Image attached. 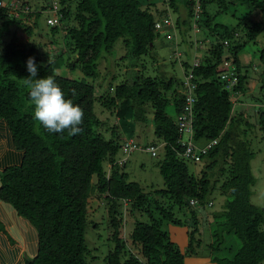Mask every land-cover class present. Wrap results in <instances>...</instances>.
I'll use <instances>...</instances> for the list:
<instances>
[{"label": "trees", "instance_id": "obj_1", "mask_svg": "<svg viewBox=\"0 0 264 264\" xmlns=\"http://www.w3.org/2000/svg\"><path fill=\"white\" fill-rule=\"evenodd\" d=\"M27 1H21L23 13L17 8L12 11L11 4L3 6L0 0V140L1 137L7 139L0 144L7 151L2 158L6 166L0 173V200L37 232L36 253L24 264H90L86 259L85 241L88 213L97 210L100 204L109 209L110 240L115 243V248L105 258L106 264H185L186 257L195 255L197 248L202 246L196 233L201 231L199 224L204 221L196 207L190 205V200H197L198 206L204 207L220 183L221 175L225 176L219 187L221 194L231 198L224 211L212 215L214 224L218 225L213 232L215 243L223 242L226 235L234 233L243 246L234 254L230 248L225 249L227 254H232L230 258L213 257L212 260L217 264H262L264 208L251 202L256 183L251 167L255 153L246 133L252 124L246 112L234 113V95L220 80L223 63L231 61L239 76L235 95L251 90L248 87L250 78L241 70L239 53L256 42L262 28L248 20L249 13L237 17L235 27L216 22V19L243 3L259 10L264 17V0L167 1L174 12H180L183 7L190 20H178L176 33L183 36L187 32L184 28L192 29L191 21L197 12V25L214 37L213 41L205 40L204 57L193 69L191 80L197 97L194 138L218 140L202 155L201 159L208 162L209 172H202L200 176L190 172L187 163L190 160L182 157L184 150L178 143L177 119L166 111L172 103L176 115L181 112L185 100L184 81L178 82L166 75L140 74L145 67L140 61L142 57L157 60L154 50L160 31L156 28L157 15L152 12L154 5H144L142 0H76L72 11V0H59L61 19L57 26H50V30L53 34L60 28L66 31L64 46L67 50L54 47L52 53L51 41V47L39 54V44L33 37L47 6L31 5ZM122 38L127 50L123 59L130 60L124 73L130 72V75L121 84L105 90L102 84L95 82L101 74L100 61ZM30 57L36 61V78L51 76L65 98L83 110L80 134L70 136L67 131L49 134L33 120L34 107L24 84V79L30 76L27 71ZM260 58L264 65V50ZM180 63L184 73L191 68L187 62L180 60ZM63 67L71 71L79 68L84 79L60 76L57 70ZM96 103L113 111L120 126L130 119L131 122H145L146 108H152L151 120L157 141L150 145L159 148L160 143L163 147L164 158L158 166L165 182V189L153 194L163 200L151 199V194H145L140 184L129 181L128 175L121 170L116 156L127 139L123 132L117 131V124L111 127L108 120L97 117ZM257 115L264 140V110H259ZM13 151L17 159L12 156ZM106 161L110 164L108 170L104 168ZM217 168L219 172L216 173ZM93 177H96L95 183ZM124 206L131 216L137 211L148 216L147 222L134 224L129 239L131 245L123 236L125 217L119 208ZM175 208L179 212L187 209L194 221L185 250L162 230L163 221L182 223L175 217ZM155 212L162 217H155ZM222 218L224 222L219 221Z\"/></svg>", "mask_w": 264, "mask_h": 264}, {"label": "rangeland", "instance_id": "obj_2", "mask_svg": "<svg viewBox=\"0 0 264 264\" xmlns=\"http://www.w3.org/2000/svg\"><path fill=\"white\" fill-rule=\"evenodd\" d=\"M2 1L8 2L9 0ZM167 1L168 0H142L144 5H154L152 6V12L157 15L156 17L161 24L159 30L160 36L155 41L154 51L157 54V60L156 58L154 60L149 56L142 57L140 61L145 67L141 69L140 74L142 76L152 77L166 75L167 78H174L175 81L183 82L182 80H184L185 76L180 60L181 62H187L190 65H192L194 61V56H197V58L201 60L204 57L203 48L205 40L208 38L213 41L214 37L209 34L208 30L199 27L192 21V29H183L184 32L187 31L185 33L186 35L184 34L182 36L179 32L175 34L173 27L165 26L163 24L164 18L172 19L174 24H176L178 20L187 21L189 19H187V11L183 7H181L180 12H174L173 9H171L168 5ZM27 2L31 5L38 4L39 6L49 7V2L46 0H28ZM17 5V9H19L20 12H24L23 3L20 1V4L18 2ZM75 5L76 0H72V11L75 10ZM248 13V20L259 24V27L262 28V32L257 37L255 43L248 44L244 50L239 53V58L241 60V70L243 74L246 72L251 80H255L257 82V86L251 90H248L247 93L241 94L238 98L241 102L247 103L245 106L246 111L244 112L247 113L248 120L252 124L246 132L248 134L247 139L251 141L252 149L255 153V157L251 161V167L256 183L252 188L253 195L251 197V202L255 206L264 208V140L262 139V133L257 125V113L261 109L264 110V65L260 58L261 52L264 50V17L259 10H254L249 6V4L243 3L237 4L234 9L219 16L216 19V22L224 23L228 27H235L238 25V20L236 18L244 17ZM50 14L51 13L49 10L42 12L38 27L34 32L33 41L39 44V54L44 52V50H46L49 46L51 47V41L53 43V47H51L52 53L55 52V48H64V45L67 43V35L65 30L60 28L59 32L56 34L51 32L50 29H52V27L47 25V19ZM178 28L180 30L182 29L181 26ZM196 43L198 44L197 50L195 49ZM65 49L67 50L66 47ZM175 50L182 54L180 60L176 57ZM126 53L127 50L123 45L122 38L119 39L115 43L113 49L109 53L104 54V57L101 59L99 67L101 74L95 82L97 84H102L105 90H108V88L112 85L114 88L116 85H119L124 80L128 79L127 75H130V72L127 75L124 73V70L130 65V60L127 61L123 59ZM57 71L60 76L65 78L73 80L84 79V75L79 68L71 71L68 68L63 67ZM261 87H263V89ZM233 101H236V95H234ZM239 110H241V106H239L238 112ZM166 111L169 116L177 119L174 105L172 103L167 107ZM94 112L101 120H108V124L111 127L117 124V131L121 133L123 132L122 134L124 138L133 139L143 148V150H135L129 155L124 154L122 149H120L116 156V160L119 162L121 170L128 175L129 181L139 183L145 194H151V199L163 200L161 196L153 194L157 190L165 189V182L158 166V163L164 158L163 147L160 143H158L160 147L157 150L156 157H154L151 152L146 150V148L150 146L151 142L157 141V138L154 134V126L151 120L153 117L152 108L147 106V120L145 122L139 123L132 121L131 123H128L127 121L124 123L122 122L121 126L119 125L116 114L108 109H103L101 104H95ZM1 138L2 140H0V144L7 140L4 137ZM120 142L122 143V141ZM209 143L210 141L206 138L193 140V144L198 149V151L206 148ZM187 163L190 172L194 173L196 176L202 175V172H209V170L206 168L208 162L205 160H190ZM109 167L110 165L106 161L104 163V168L108 170ZM215 172H219V168H217ZM224 179L225 176L221 175L219 177L220 183L216 185L217 187L208 198L207 204L204 207L197 206L195 208L198 214L203 216L204 220L201 224H199L201 231L196 233V237L201 239L202 246L197 248V253L195 255L186 257L185 264H217L212 260L213 257L230 258L232 254L236 253L243 246L242 241L237 238L234 233L226 235L223 242L217 241V243H215L217 239L213 235V232L218 229V225L216 226L214 224L212 215L217 212L224 211L226 202L231 198L221 194L219 189L220 184ZM93 182H96V177H93ZM210 202L212 203L211 206H209ZM93 206L96 208L97 204L95 203ZM119 211L123 213L125 217V227L123 231L124 240H126L128 245H131V240L129 239L134 228V224L136 221L147 222L148 216L147 214H144L140 211L135 212L131 216L126 206L119 208ZM174 213L175 217L180 219L182 223L177 225L172 222L163 221L162 230L168 233L171 241L179 246L181 250H185L189 242V230L194 229L192 228L194 221L190 219L191 217L189 216L190 214L187 209H185V211L179 212V209L175 208ZM154 216L157 218L162 217V215L159 216L158 212H155ZM109 221V209L104 204H100L98 209L95 211L89 210L85 241L88 248L86 259L90 264H106V256L115 248V243L110 240L112 231ZM219 221L224 222V219L222 218ZM227 248L232 250V254L229 255L226 253L225 249ZM133 252L138 253V250H134ZM262 264H264V261Z\"/></svg>", "mask_w": 264, "mask_h": 264}, {"label": "built area", "instance_id": "obj_3", "mask_svg": "<svg viewBox=\"0 0 264 264\" xmlns=\"http://www.w3.org/2000/svg\"><path fill=\"white\" fill-rule=\"evenodd\" d=\"M49 2V7H47L46 10H49L51 15L47 19V25L49 26H57L60 22L61 15V5L59 0H46ZM198 1V0H197ZM11 10L13 11L15 8H18L17 3L11 4ZM45 10V11H46ZM44 11V12H45ZM198 15L196 12V15L194 19H192V22L194 24H197L198 21ZM160 24L157 23L156 28L157 30H160ZM163 24L165 26H171L175 30V24L170 18H166L163 20ZM175 34L176 31H175ZM227 43V42H226ZM195 49H198V44L196 43ZM176 57L180 60L182 54L175 50ZM200 63V59L197 58V56H194V61L191 65V68L184 73V83H185V93H184V105L182 107L181 112L177 116V128H178V134L179 139L178 143L183 148L184 152L182 154V157L187 160H200L202 155H204L206 152L211 150L218 142V140L210 141V143L207 145L206 148H204L201 151H198V149L194 146L193 140L194 138V130H193V123H194V106L197 102V97L194 93V86L192 83L193 79V69L195 67H198ZM239 76L237 72V67L235 64H233L231 61L224 62L223 66L220 71V80L225 84V88L229 90L233 95H235V88L239 84ZM122 151L124 154L129 155L135 150H143V148L138 145L133 139H127L124 144L122 145ZM149 152L152 153L154 157L157 156V150L158 147L154 145H150L146 148ZM190 205L192 207L198 206V201L191 199ZM212 203H209V206H211Z\"/></svg>", "mask_w": 264, "mask_h": 264}, {"label": "clouds", "instance_id": "obj_4", "mask_svg": "<svg viewBox=\"0 0 264 264\" xmlns=\"http://www.w3.org/2000/svg\"><path fill=\"white\" fill-rule=\"evenodd\" d=\"M27 71L30 76L24 79V84L29 89V100L34 107L33 120L38 127L42 126L49 134H63L65 131L70 136L80 134L83 110L65 98L64 92L51 76L36 78L38 70L34 57L28 59Z\"/></svg>", "mask_w": 264, "mask_h": 264}, {"label": "crops", "instance_id": "obj_5", "mask_svg": "<svg viewBox=\"0 0 264 264\" xmlns=\"http://www.w3.org/2000/svg\"><path fill=\"white\" fill-rule=\"evenodd\" d=\"M17 0H9L8 2L2 1L3 6H9L12 2ZM19 4H20V0ZM22 1V0H21ZM207 42L210 39L206 40ZM204 42V48H205ZM248 87L250 89L257 86L255 80H250ZM236 96L234 113L246 111V102H241ZM177 117V116H176ZM131 120V119H130ZM128 120V123L131 121ZM121 124V123H120ZM129 126V125H128ZM123 129V128H122ZM125 131V130H123ZM5 147H0V171H2L5 164H2V158L5 155ZM14 152V151H13ZM17 154L12 155L15 159L18 158ZM9 165H12L9 163ZM110 165V164H109ZM37 232L34 227L25 219L20 217L8 204L0 200V264H24L25 260L32 258L37 249Z\"/></svg>", "mask_w": 264, "mask_h": 264}, {"label": "bare ground", "instance_id": "obj_6", "mask_svg": "<svg viewBox=\"0 0 264 264\" xmlns=\"http://www.w3.org/2000/svg\"><path fill=\"white\" fill-rule=\"evenodd\" d=\"M25 4H27V3H25ZM61 4V3H60ZM27 9V8H26ZM24 13V12H23ZM51 15V14H50Z\"/></svg>", "mask_w": 264, "mask_h": 264}]
</instances>
